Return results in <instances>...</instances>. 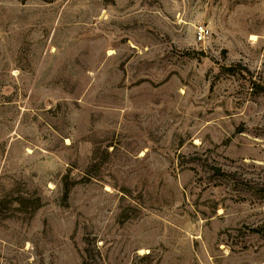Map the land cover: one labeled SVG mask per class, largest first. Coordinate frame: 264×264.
<instances>
[{
    "label": "rangeland",
    "instance_id": "obj_1",
    "mask_svg": "<svg viewBox=\"0 0 264 264\" xmlns=\"http://www.w3.org/2000/svg\"><path fill=\"white\" fill-rule=\"evenodd\" d=\"M262 87L264 0H0V264H264Z\"/></svg>",
    "mask_w": 264,
    "mask_h": 264
},
{
    "label": "built area",
    "instance_id": "obj_2",
    "mask_svg": "<svg viewBox=\"0 0 264 264\" xmlns=\"http://www.w3.org/2000/svg\"><path fill=\"white\" fill-rule=\"evenodd\" d=\"M203 29H202V27L201 26H199L198 27V31H197V33H198V39H201L202 38V36H203Z\"/></svg>",
    "mask_w": 264,
    "mask_h": 264
},
{
    "label": "trees",
    "instance_id": "obj_3",
    "mask_svg": "<svg viewBox=\"0 0 264 264\" xmlns=\"http://www.w3.org/2000/svg\"><path fill=\"white\" fill-rule=\"evenodd\" d=\"M250 84H251L252 87H256V88L261 86L257 82H255L254 80L250 81ZM262 88H264V87H262Z\"/></svg>",
    "mask_w": 264,
    "mask_h": 264
},
{
    "label": "bare ground",
    "instance_id": "obj_4",
    "mask_svg": "<svg viewBox=\"0 0 264 264\" xmlns=\"http://www.w3.org/2000/svg\"><path fill=\"white\" fill-rule=\"evenodd\" d=\"M256 38L255 34H250V39L254 40Z\"/></svg>",
    "mask_w": 264,
    "mask_h": 264
}]
</instances>
